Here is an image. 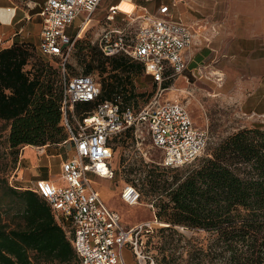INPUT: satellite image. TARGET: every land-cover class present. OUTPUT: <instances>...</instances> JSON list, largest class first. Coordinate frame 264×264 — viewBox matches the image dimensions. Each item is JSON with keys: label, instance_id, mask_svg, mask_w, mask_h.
<instances>
[{"label": "trees", "instance_id": "16d2710c", "mask_svg": "<svg viewBox=\"0 0 264 264\" xmlns=\"http://www.w3.org/2000/svg\"><path fill=\"white\" fill-rule=\"evenodd\" d=\"M87 47L79 50L89 51L90 58L82 75L99 69L106 77L98 102L77 104L76 113L104 102L119 104L123 112L139 107L142 95L134 78L144 74L143 66L126 55L107 57L98 46ZM47 60L25 42L0 51V123L9 127L12 169L24 147L58 146L68 140L60 68ZM4 155L0 151V264L79 262L49 205L35 193L10 185ZM173 170L151 167L146 175L150 188L161 192L154 205L157 219L171 232L182 227L209 235L206 248L194 249L198 262L187 247L188 258L181 264H264V131H238L196 166L184 173ZM172 246L164 253L169 264L178 259Z\"/></svg>", "mask_w": 264, "mask_h": 264}, {"label": "built area", "instance_id": "2783aa9c", "mask_svg": "<svg viewBox=\"0 0 264 264\" xmlns=\"http://www.w3.org/2000/svg\"><path fill=\"white\" fill-rule=\"evenodd\" d=\"M103 1L44 0L40 5L43 21L38 51L48 60L60 61L61 111L68 135L63 144H70L73 153L62 162L59 184L39 179L19 189L35 193L49 205L80 264H127L126 247L138 264H156L142 237V230L152 229V223L125 226L120 214L106 204L97 179L114 180V138L135 127L146 129L152 145L162 153L165 169H179L198 160L206 151L209 135L195 125L188 109L178 102L150 104L136 115L132 109L123 112L113 102L76 113L77 104H95L101 93L100 83L91 76H72L68 64L83 28L92 22ZM116 6L109 9L110 22L120 14ZM140 19L134 39L111 30L102 36L98 47L107 57L123 54L141 64L144 74L161 86L186 71L193 33L186 23L173 18L168 5L160 6L155 14L143 13ZM77 21L80 32L70 37L67 32ZM121 200L135 206L141 193L133 184H125Z\"/></svg>", "mask_w": 264, "mask_h": 264}, {"label": "rangeland", "instance_id": "374dc122", "mask_svg": "<svg viewBox=\"0 0 264 264\" xmlns=\"http://www.w3.org/2000/svg\"><path fill=\"white\" fill-rule=\"evenodd\" d=\"M44 0H0V7H18V9L27 13V18L16 26H9L10 32L2 36V41L9 42L12 40L14 33H21L15 37V41H24L33 45L36 49L37 56H41L38 51L39 32L42 24L41 7ZM104 0L99 8L92 15L90 26L83 32L76 43L75 49L69 60V73L71 75L83 74L84 64L89 60V51L84 50L79 54L81 48L87 46L96 47L102 36L108 31H122L128 40L134 39L142 20L143 14L141 9H137L130 1L122 0ZM120 2V3H119ZM119 3V4H118ZM120 5L121 13L113 22L108 21L107 15L111 6ZM15 22V21H14ZM13 22V25H14ZM0 25H2L0 23ZM80 21H77L73 28L69 29L67 34L74 37L78 30ZM9 37V38H8ZM6 39V40H5ZM0 46H3L0 44ZM89 50V49H87ZM88 54V55H87ZM86 58V59H85ZM47 60V59H46ZM58 69L60 61L57 58L47 60ZM95 81L100 83L106 75L101 74V70L96 69L91 75ZM247 78L245 77H226L218 72V75L207 71L200 74L198 78L184 79L181 76L174 77L165 82V84H154L152 79L143 74L134 78V85L137 94L142 95L139 98L138 106L132 109L134 115L138 114L140 109L150 104L178 102L183 104L192 116L193 122L199 128L208 131L209 141L204 154L189 166L179 168V173H184L191 166H196L206 157H209L212 149L223 143L233 134L244 129L259 128L264 131V79L260 80L254 87L245 86ZM0 151L5 153L7 162L8 177L10 185L17 188H24L39 177L53 176L54 181H60V158L51 157L47 147L27 148V153L32 150L40 167L33 165L32 161L25 158V150H21L19 160L20 166L17 165L12 169L9 155L10 149L7 143L9 127L0 123ZM126 132L129 135L122 139L114 138L113 144L115 149L112 167L116 171L113 181L97 179L100 185L102 196L108 207L121 216L122 222L127 227L152 223L153 228H144L142 237L145 241L147 252L153 257L156 264H169V260L164 258V253L168 255L171 251V245L176 251V262L170 264H181L183 259L188 258V249H191L194 262H198V256L194 252L196 247L208 244L209 235L203 231H190L182 227H175V232L167 230V224L159 221L156 217L155 203L161 194L157 187L153 190L150 188L147 172L151 167L166 172L174 171L165 169L161 164L163 160L162 153L158 151L151 142L146 129L141 126L135 127ZM25 148V147H24ZM59 153L65 159L71 153L70 146H63ZM42 167V165H44ZM168 170V171H167ZM172 173H170L171 175ZM14 177V178H13ZM13 178V179H12ZM12 179V180H11ZM125 184H133L141 193V200L138 205L128 206L121 198V191ZM158 224H155V222ZM172 243L170 246L167 243ZM124 257L127 264H138L131 249H124ZM76 264H80L77 262Z\"/></svg>", "mask_w": 264, "mask_h": 264}, {"label": "crops", "instance_id": "0c3cea01", "mask_svg": "<svg viewBox=\"0 0 264 264\" xmlns=\"http://www.w3.org/2000/svg\"><path fill=\"white\" fill-rule=\"evenodd\" d=\"M124 1L132 2L137 9L139 8L143 13L148 14H155L160 6L168 5L173 18L183 21L191 28L193 42L187 51V69L180 75L184 79L189 80L191 78L193 80V78H198L200 74L207 71L215 73V75H218L219 72L227 78H247V82H245L247 88L256 86L260 80L264 79V0ZM116 7L121 13L120 5ZM27 17V13L19 10L18 7H0V23L2 24L0 25V44L3 45L0 46V51L17 42L15 37L21 33V30L14 33L9 42L2 41V36L10 32L9 26H16ZM41 30L42 24L39 41ZM63 146H70V144L47 147L51 157L61 159L60 170L62 162L72 156L73 153L71 149V153L64 159L59 153V149ZM27 148L35 147L26 146L23 148L25 158L32 161L33 165L40 167L34 161L36 156H34L33 151L30 150L27 153ZM44 166L45 164L42 165V167ZM52 177L51 175L42 178L37 174L35 181L45 179L57 184L60 183V181H54Z\"/></svg>", "mask_w": 264, "mask_h": 264}, {"label": "bare ground", "instance_id": "6f19581e", "mask_svg": "<svg viewBox=\"0 0 264 264\" xmlns=\"http://www.w3.org/2000/svg\"><path fill=\"white\" fill-rule=\"evenodd\" d=\"M115 9L119 12V8H118V7H116ZM90 24H91V23H90ZM90 24H89L88 26H90ZM88 26H86V27L83 28L82 33H81V36H82L83 32L88 28ZM138 204H139V203H138ZM138 204H137V205H138Z\"/></svg>", "mask_w": 264, "mask_h": 264}]
</instances>
